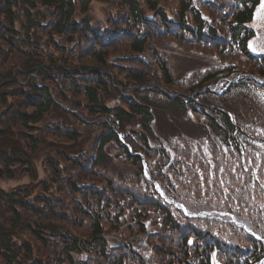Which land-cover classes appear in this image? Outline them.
<instances>
[{
  "label": "trees",
  "instance_id": "obj_1",
  "mask_svg": "<svg viewBox=\"0 0 264 264\" xmlns=\"http://www.w3.org/2000/svg\"><path fill=\"white\" fill-rule=\"evenodd\" d=\"M96 1L0 0V180L19 169L32 180L0 188V264H264V56L249 54L246 27L260 0H106L98 22ZM245 73L226 97L212 90ZM16 81L32 89L12 104L4 88ZM105 118L189 213L206 214L156 200L140 156ZM86 127L98 131L86 139ZM47 132L66 137L50 144ZM113 163L135 168L131 181Z\"/></svg>",
  "mask_w": 264,
  "mask_h": 264
},
{
  "label": "rangeland",
  "instance_id": "obj_2",
  "mask_svg": "<svg viewBox=\"0 0 264 264\" xmlns=\"http://www.w3.org/2000/svg\"><path fill=\"white\" fill-rule=\"evenodd\" d=\"M106 0H98L96 1L95 5H93L94 7V12L92 13L93 16H95L97 19H101L103 18L104 14L106 15V12L105 10L107 9V7H109V4L108 2H105ZM259 20V21H258ZM258 23H255V27L257 28L258 30V37L256 38V40L254 41V44L256 46V48L258 49H262V50H257L255 49L254 51H257V52H264V10L261 12L260 16H259V19H258ZM81 47L78 49V52L77 54H79V56H82V53L80 52L81 50ZM15 52L17 53V55H19V49L16 48L15 49ZM77 56V55H76ZM174 62H175V59H174ZM19 57H15V62L14 64L10 65L9 68H13V67H16L18 68V65H19ZM177 67V66H176ZM157 70V68H156ZM16 83L18 84H21L22 88L19 89V87H17ZM6 87L4 88V90L8 91V94H12V97H10V101L12 102V104L14 103L15 99L16 101L17 100H21L20 97L16 94L18 90H31V83L30 81H26V82H18L16 81L13 85H11V82L9 83H5ZM10 84V85H8ZM58 84V82H57ZM24 102L22 103V106H21V112L23 113H26V112H30L32 111V108L30 107L29 104L27 103H31V100L29 98H27L26 96H24V98L22 99ZM112 103V102H111ZM235 104L236 106L235 109L237 108L239 110V112L241 111V109H245L244 107L246 106V103L244 102V99L243 97H238L236 98L235 100ZM243 106V107H242ZM58 113L54 112L53 115H57ZM13 119L12 117L11 118H7L5 120V122L7 123V125L9 126V123H10V120ZM242 119H244V117L242 116ZM51 120H47V124L48 122H50ZM14 129L17 131V132H22V131H25L26 128L24 126H17V127H14ZM171 129H175L174 127H172ZM52 131V130H51ZM50 131V132H51ZM84 135H85V138L86 139H89L90 137H92V134H96V132L98 131V129H91V128H87L86 127V130H84V128H82L81 130ZM44 133V135L46 137H49L48 138V143L50 144H60L61 141L63 139H65V134H59V135H56V134H53V133ZM175 132L176 133H181L180 131H177L175 129ZM64 133V132H63ZM166 135V137H169L170 135H168V133H164ZM23 138L26 139V136H22ZM94 137V136H93ZM24 139V140H25ZM24 140L23 142H21L19 145L22 149H25V150H29V148L26 146V144H24ZM27 142V140H26ZM28 143V142H27ZM23 144V146H21ZM87 144L88 142L85 144V148L87 147ZM92 147H90L88 150H87V154L85 155V159L86 161H83L84 163H87L88 164V160L87 158L89 157V155L91 156L92 152ZM85 151V150H84ZM36 160V168H37V174L42 178H45V176L47 175L46 172H47V162L45 163V157L44 155L42 156H39L37 155V159ZM20 173L21 174H17L16 178L15 179H8V178H5L3 180H0V187L3 188V189H8V190H12L14 188H19L20 186H24V185H27L29 183L32 182V180H30V177L28 176V173L24 170V169H19ZM136 171L135 168H130L127 164H112L111 166V170L110 172L114 175H116L118 178L120 179H124V178H127V181H131L130 180V177H131V174L129 173H132ZM37 182H39L37 180ZM36 182V183H37ZM33 184V183H32ZM77 210H79V207H76ZM73 212V216H74V211ZM1 214L3 215H7L5 212L1 211ZM28 215L32 216V214L29 212ZM71 219V224L70 227L72 229V231L76 230V232H80L82 234H85L86 236H88L89 232H87V229H84V228H81V225H80V221H73L72 218L70 217ZM12 223V221H10V224ZM25 233L30 237V232L28 230H25ZM49 260L51 261V263H54L55 261V258L54 256L58 255V250L56 249H51L49 252ZM54 258V259H53Z\"/></svg>",
  "mask_w": 264,
  "mask_h": 264
},
{
  "label": "snow or ice",
  "instance_id": "obj_3",
  "mask_svg": "<svg viewBox=\"0 0 264 264\" xmlns=\"http://www.w3.org/2000/svg\"><path fill=\"white\" fill-rule=\"evenodd\" d=\"M262 7H264V4H262ZM253 50H255V49H253Z\"/></svg>",
  "mask_w": 264,
  "mask_h": 264
}]
</instances>
